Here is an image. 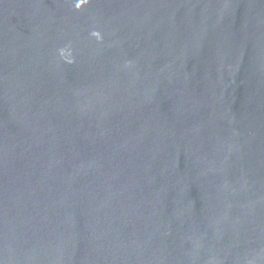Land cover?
I'll use <instances>...</instances> for the list:
<instances>
[{"label":"water","instance_id":"obj_1","mask_svg":"<svg viewBox=\"0 0 264 264\" xmlns=\"http://www.w3.org/2000/svg\"><path fill=\"white\" fill-rule=\"evenodd\" d=\"M0 264H264V0H0Z\"/></svg>","mask_w":264,"mask_h":264}]
</instances>
